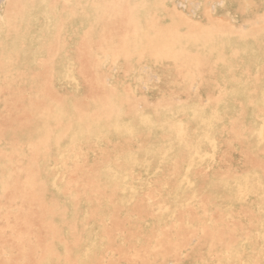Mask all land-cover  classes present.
<instances>
[{
  "label": "bare ground",
  "instance_id": "1",
  "mask_svg": "<svg viewBox=\"0 0 264 264\" xmlns=\"http://www.w3.org/2000/svg\"><path fill=\"white\" fill-rule=\"evenodd\" d=\"M264 0H0V264H264Z\"/></svg>",
  "mask_w": 264,
  "mask_h": 264
},
{
  "label": "snow or ice",
  "instance_id": "2",
  "mask_svg": "<svg viewBox=\"0 0 264 264\" xmlns=\"http://www.w3.org/2000/svg\"><path fill=\"white\" fill-rule=\"evenodd\" d=\"M262 19H264V17H262ZM262 137H264V132H262Z\"/></svg>",
  "mask_w": 264,
  "mask_h": 264
}]
</instances>
